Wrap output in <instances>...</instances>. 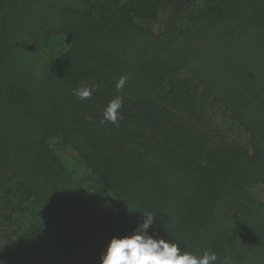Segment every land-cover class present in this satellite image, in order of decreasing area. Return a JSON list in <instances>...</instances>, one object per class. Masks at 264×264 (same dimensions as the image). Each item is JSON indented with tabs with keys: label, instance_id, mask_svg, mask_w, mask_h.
Masks as SVG:
<instances>
[{
	"label": "trees",
	"instance_id": "trees-1",
	"mask_svg": "<svg viewBox=\"0 0 264 264\" xmlns=\"http://www.w3.org/2000/svg\"><path fill=\"white\" fill-rule=\"evenodd\" d=\"M240 2L226 21L237 0H0V264H100L148 212L154 239L264 264V202L251 193L264 186V0ZM61 32L73 38L56 59L46 49ZM139 81L153 88L136 95ZM68 82L95 90L81 100ZM117 96L118 126L101 124ZM220 105L245 143L215 126ZM52 137L77 142L94 183L60 163ZM43 240L54 257L31 252Z\"/></svg>",
	"mask_w": 264,
	"mask_h": 264
},
{
	"label": "clouds",
	"instance_id": "clouds-1",
	"mask_svg": "<svg viewBox=\"0 0 264 264\" xmlns=\"http://www.w3.org/2000/svg\"><path fill=\"white\" fill-rule=\"evenodd\" d=\"M127 81L128 77H120L116 89H123ZM94 90L93 87L82 86L74 89L73 95L84 100L90 98ZM122 105L123 99L120 96L109 101L100 123L107 121L118 126ZM143 217L144 222L132 235L110 240L100 264H215L217 261V254L214 252L205 251L202 256H197L181 251L176 243L152 238L147 230L153 225L154 216L148 212Z\"/></svg>",
	"mask_w": 264,
	"mask_h": 264
},
{
	"label": "rangeland",
	"instance_id": "rangeland-1",
	"mask_svg": "<svg viewBox=\"0 0 264 264\" xmlns=\"http://www.w3.org/2000/svg\"><path fill=\"white\" fill-rule=\"evenodd\" d=\"M226 4V3H225ZM237 6L234 8V10L232 12H230L229 14L225 15L226 17V21L228 20H231L234 16H238L240 10L242 9L243 7V3L240 2V0H237ZM226 6V5H225ZM199 7H201V5H199ZM198 10V7L196 8ZM196 11V10H195ZM219 13L220 16H224V11L223 9L219 8V10L217 11ZM236 12V14H235ZM218 14L215 12L213 14H211L209 17L212 19L211 22H214L215 20H221V18L217 17ZM48 22V21H47ZM40 26L42 27V23L40 24ZM154 27L156 28L157 25L155 24H150V32L154 33V34H157V30L154 29ZM61 35H63L64 37H66V40H60L59 38H56L57 36H55L54 38V41L56 39V42L54 43V46L52 44V47L49 48V46L47 47L46 51H49V49L52 50V55L57 59V57L59 55H61V51L63 49H69L70 47V41L72 40L73 37H70L68 38L71 34H68L66 35L65 32H61ZM72 42V41H71ZM127 54H125L126 56ZM124 56V57H125ZM29 64L31 62H28ZM86 63H88L87 65H91L93 63V59H88L86 61ZM81 65V62L79 63ZM62 79H56V82L60 81ZM55 82V83H56ZM139 84V85H138ZM78 86H73L72 84H70L68 82V85H67V88L66 89H77ZM80 88V87H79ZM153 88V85L152 83H148L146 82V84L143 82V81H139L137 83V85H134V94L138 95V93L140 92H145L148 90L151 91V89ZM56 91H59V88H54ZM150 89V90H149ZM138 91V92H137ZM224 108L223 106H219L217 107V109H213V112L214 113H217L213 120H214V124L216 127H219L220 130V133L222 135H224L226 137L227 135V132H225V130H230V133H228V136L231 137L234 141V143H238V144H243L245 143V135H243L242 133H240L239 131L236 130L235 127H227L225 124H227V113L223 112V109ZM64 137V136H63ZM65 138H69V137H65ZM73 140V139H72ZM49 142L51 143V148L56 152V156L58 157V160L60 161V163L65 167L67 168L68 171H73L75 172V177H78V180L80 179L81 181V185H88L90 186L92 184V182L94 183V179L95 177L90 174L89 170H88V167L85 166V164L83 163L84 161L82 159H79L77 153L75 150H73V146L74 145H77L76 141L73 140V143L72 141L68 140L66 141L64 139L63 140H59V137H52ZM96 185H98V183L96 182ZM156 185L154 184V182H151L149 184V191L147 193V197H146V201H152L154 203H156L155 205H153L154 207H157V208H160L161 206V203L160 202H164V200H159V196H155V195H158V193L156 192ZM95 191L98 193V197L101 201V203L103 205H110L111 204V201H112V195L111 194H108V192L101 188V187H96L95 188ZM251 193L254 197L258 198L260 201L264 202V186L263 185H256L254 186L252 189H251ZM156 197V199H155ZM139 199H142L144 200V198H139ZM135 201H139L138 199L135 200ZM142 202V201H140ZM133 206V205H132ZM169 205H164L163 207V211L160 210V213H163L165 212V210L167 209ZM134 207V206H133ZM171 214V213H170ZM177 214V213H176ZM48 244V240L47 242L46 241H41V247L40 248H37L35 249L36 251L32 250L31 252L33 253V255H35L36 257H39V255H43L45 258H47V256L49 257H54L58 252L55 251L56 248L54 249H50L51 247H46L45 244ZM17 248V247H16ZM16 248L13 247L11 248L9 251H12L10 252L9 254L11 255L14 251H16ZM14 259H16L14 257Z\"/></svg>",
	"mask_w": 264,
	"mask_h": 264
}]
</instances>
